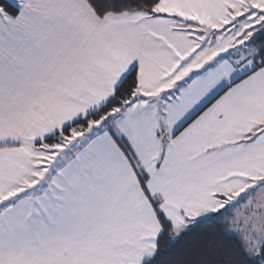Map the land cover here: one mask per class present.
I'll return each mask as SVG.
<instances>
[{"label": "snow or ice", "instance_id": "snow-or-ice-1", "mask_svg": "<svg viewBox=\"0 0 264 264\" xmlns=\"http://www.w3.org/2000/svg\"><path fill=\"white\" fill-rule=\"evenodd\" d=\"M0 264H264V0H0Z\"/></svg>", "mask_w": 264, "mask_h": 264}]
</instances>
